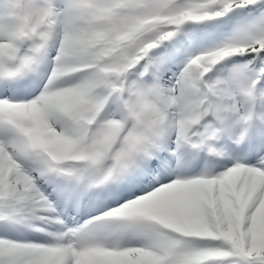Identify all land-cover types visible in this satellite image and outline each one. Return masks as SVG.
Listing matches in <instances>:
<instances>
[{
    "label": "snow or ice",
    "instance_id": "6c2138e0",
    "mask_svg": "<svg viewBox=\"0 0 264 264\" xmlns=\"http://www.w3.org/2000/svg\"><path fill=\"white\" fill-rule=\"evenodd\" d=\"M0 264H264V0H0Z\"/></svg>",
    "mask_w": 264,
    "mask_h": 264
}]
</instances>
